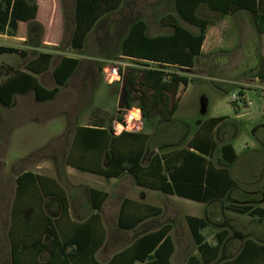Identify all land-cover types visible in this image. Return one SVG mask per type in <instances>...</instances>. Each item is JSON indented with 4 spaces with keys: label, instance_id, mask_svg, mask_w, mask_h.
Wrapping results in <instances>:
<instances>
[{
    "label": "trees",
    "instance_id": "trees-1",
    "mask_svg": "<svg viewBox=\"0 0 264 264\" xmlns=\"http://www.w3.org/2000/svg\"><path fill=\"white\" fill-rule=\"evenodd\" d=\"M127 1L133 0H74V29L69 48L82 54L89 34ZM170 1L172 13L162 16L159 22V27L169 33L150 37L146 22L138 19L128 25L120 39V57L143 67L142 70L131 69L132 74L123 80L125 110L134 108V93L144 120L143 131L115 135L113 118L105 121L97 117L92 124L78 125L64 165L106 180L129 176L141 189L205 206L217 203L238 215L264 219V209L232 202V195L239 186L231 176L230 167L235 164L237 155L231 144L218 147L214 140L216 129L227 123L226 118L204 121L185 146L171 150L149 153L150 136L146 132L154 123L171 122L178 109L179 100L175 101L178 89L189 82L185 77L159 68L193 69L195 60L202 55L208 29L237 13L247 14L256 34L264 37V0ZM201 9L214 14L215 18L202 17ZM37 11L35 0H0V35L14 38L19 23H25L30 34L35 32L30 47L39 48L43 28L36 22ZM17 53L22 59L27 56L26 52L0 46V57ZM52 60L53 55L40 52L25 62L23 70L7 68L5 79L0 82V105L11 107L16 96L27 94H32L39 103L54 100L77 71L79 60L61 57L51 74L55 87L46 89L37 77L50 69ZM254 78L264 83V59ZM239 96L244 95L239 92ZM232 105L236 108L235 103ZM122 121L118 119L119 124ZM217 152L220 165L215 166L212 159ZM107 197L105 192L89 189L90 214L83 222L75 223L69 218L66 194L56 180L31 172L18 176L8 232L12 264H101L95 255L106 238L101 214ZM52 198L60 205L57 219H52L56 214L48 205ZM161 214L159 207L125 198L119 205L116 226L120 231L131 232ZM185 223L197 252L186 264H264L263 244L244 239L235 256L222 261L221 253L230 236L228 230L215 233L211 245L201 234L210 227L209 220L186 216ZM171 230L166 224L143 233L104 264H172Z\"/></svg>",
    "mask_w": 264,
    "mask_h": 264
},
{
    "label": "rangeland",
    "instance_id": "rangeland-1",
    "mask_svg": "<svg viewBox=\"0 0 264 264\" xmlns=\"http://www.w3.org/2000/svg\"><path fill=\"white\" fill-rule=\"evenodd\" d=\"M46 2H39L42 8L39 21L42 22L48 21L43 15ZM167 13H172L170 0L124 2L117 13L107 17L90 33L84 51L77 54L81 61L78 70L65 87L60 89L54 100L39 103L29 94L16 96L11 107L0 105V188L3 185L7 187L8 182L1 176L8 164L9 168L13 167L14 173L33 171L53 178L68 195L77 200H86L84 189L76 187L79 185L107 193L102 212L106 244L98 255L99 262L108 260L133 242L134 233L120 231L116 226L119 205L125 198L161 208V216L147 223V232L166 224L172 227L175 264L185 263L187 257L195 253L185 223L186 216L209 220L210 227L201 232L206 239H211L221 230H228L232 236L228 243L229 250L235 251L247 238L264 245V219L238 215L224 210L223 206L217 203L206 207L192 201L140 189L129 176L119 180H106L76 171L71 175L65 173L64 158L78 125L92 124L97 117L105 121L113 118V130L114 122L118 123V119L124 117L126 105L123 81L106 85L102 82L101 72L107 62L120 60V39L128 25L141 19L146 22L149 35L166 34L169 31L161 29L159 22ZM199 14L207 19L215 18V15L206 9H201ZM233 24L234 20L230 23L222 22L207 33L202 55L195 60L193 69L159 68L167 73L185 77L189 82L186 87L180 85L178 89L175 97V101L179 100L178 109L171 122H157L146 130L150 136L149 153L183 147L193 136L198 125L212 118H226L227 123L216 129L214 140L218 147L226 143L231 144L237 155L235 164L230 167L231 176L239 186L232 195V202L264 209V84L254 78L259 64L250 58L241 59L240 55L244 50L238 47H212L215 38L222 41L228 40V37L232 38ZM190 30L193 31L192 28ZM28 31L27 25L22 24L15 38L0 35V46L27 53L25 59L20 58L18 53L0 57V82L5 79L4 72L7 68L23 70L26 61L32 59L35 53L43 52L53 55V60L50 69L38 80L45 88L52 89L55 87L51 75L54 66L61 57L76 54L69 49V33H59L56 29L43 32L40 47L32 48L30 44L35 32L30 34ZM235 35L240 42L242 39L252 40L255 37L250 27L248 30L246 26L243 27V32H237ZM256 38H259V35L256 34ZM52 44L57 46L48 47ZM127 64L130 69L125 77L132 74V67H138L132 61H127ZM239 92L243 93L246 103L250 105L245 107L243 101L238 100V107H233L231 96ZM132 97V105L139 109V102L134 93ZM134 117H137L136 113ZM31 150H35L34 153L24 160ZM19 159L23 161L17 164L16 160ZM212 162L215 166L220 165L218 152ZM82 210L81 216L85 218L90 214L89 204ZM6 215L7 210L0 203V264L6 259L3 251L7 241L4 234L2 235V222ZM237 236L242 239L237 240Z\"/></svg>",
    "mask_w": 264,
    "mask_h": 264
},
{
    "label": "crops",
    "instance_id": "crops-1",
    "mask_svg": "<svg viewBox=\"0 0 264 264\" xmlns=\"http://www.w3.org/2000/svg\"><path fill=\"white\" fill-rule=\"evenodd\" d=\"M35 1H36V5L38 7L37 16H36V22L42 26L43 32L47 33L49 31H52L53 29H56L59 33L68 32L69 33V37L68 38L70 39V35H71V33H72L73 29H74V22H73L74 0H42V1H47L44 4V7H43V15H45V18H47V20H48L47 22L39 21V16H40V13L42 12L41 11L42 8L40 7V3H39L40 0H35ZM233 20H234V24L231 26V29H232L231 30V33H232L231 36H232V38L228 37V40L222 41V40H218V39H216L214 37L215 39L213 40L214 42L212 44V47L214 49H217V48H227L228 49V48H232V47H238V48L244 50V51H242L243 53L240 55L241 59L250 58V59H253L255 62H257L258 64H260L261 60L264 59V37L259 36V38H256V32H255L254 26H253V24H252V22H251V20H250V18H249V16L247 14H245V13H237V14H235L232 17H225L219 23L215 24L214 26H211L208 29L207 33L211 29L216 28L220 23H222V22H224V23L229 22L230 23ZM244 22H245V24H243ZM22 24L26 25L25 23H19V27ZM244 26H246V28H248V30H249V27H250V31H251V33H253L255 35V37H253L252 40H250V39H247V40L246 39L245 40L242 39L241 42H240V40L238 41L237 38L235 37L236 36L235 34H237V32H240V31L243 32V27ZM207 33H206V38H205L204 44L202 46V52H203V47H204V45L206 43ZM147 34H148V28H147ZM148 36L155 37L157 35L151 36V35L148 34ZM258 41H259L260 44L258 43ZM56 46H57L56 44H52V46H48V47H56ZM71 51H73V50H71ZM73 53H76V54H75V56H71V58L78 59L79 60V65H80V63H81L80 57H79V55H77V54H80V53L75 52V51H73ZM64 57H66V56H64ZM67 57H70V56H67ZM58 62H57V64H58ZM78 68H79V66H78ZM51 74H52V71H51ZM39 77H37V80H38ZM38 82H39V80H38ZM27 95H29V94H27ZM23 96H26V95H23ZM80 126H86V125H80ZM34 151L35 150H31L24 160H27L28 157L30 156V154L34 153ZM21 161H23V160H21V159L16 160V163L18 164ZM9 167L10 166L7 164V167H5L6 170H5V172H2V176H1V178L3 180L8 182L7 183V187L5 185H3L0 188V193H1V201H0V203H2V207L4 209H6L7 213H8V215H6V218L4 219V222H2L3 225H4V230H2L3 231L2 235L4 234V237H5L6 241H7V246L5 248V251H3L4 252V256L6 257V259L4 260L3 264H12L11 258H10V246H9L8 232H9V228H10V224H11L10 212H11V209L13 207V203H14V199H15V193H16V179H17L18 176H20L21 174H23L25 172H31L33 174H37V173H34L33 171H22L20 173H14V172H12L13 167L12 168H9ZM64 167L66 169L65 170L66 175H71V173H74V171H75V170H73V169H71L69 167H66L65 165H64ZM38 175H41V174H38ZM110 180H115V179H110ZM60 187L64 190V192L66 194L68 207H69V218H70V220L72 222H75V223L83 222L88 217V215H87L84 218L83 216H81V213H83L82 209L83 208H87V206L89 204V201H88V191H89V189L86 186H80V185L76 186V187H78V189H84V192H85V195H86V200H85L86 202H85L83 200H77V198L68 195L66 190L61 185H60ZM90 189H94V188H90ZM95 190H98V189H95ZM99 191H101V190H99ZM214 204H216V203H214ZM48 205L51 206L52 211L55 212V214H56L57 210L59 209V206H60L59 202L57 201V199L52 198L49 201ZM212 205L206 206V207H211ZM102 212H103V209H102ZM52 219H57V214L52 216ZM116 219H117V217H116ZM101 221H102V224H103L102 214H101ZM149 221H151V220H149ZM149 221H146V222L142 223L134 231H131L132 233H134L133 241H134V239H136L137 237H139L143 233L147 232L148 228H147L146 225H147V223H149ZM103 227H104V225H103ZM170 236H171V233H170ZM213 236H212L211 239H206L205 238L206 242H208L209 244L213 245L214 244ZM236 238H237V240L242 239V238L239 239L238 236ZM231 239H232V236H229L228 240L230 241ZM172 241H173V239H172ZM229 241H227V243L225 244V247H224V249H223V251L221 253L222 261L233 258L235 256V254L237 253L238 249L241 246V243H240L235 251L229 250L228 249ZM105 244H106V238H105L103 246L101 247V249L95 255L96 261L98 263H101V264H104V263L108 262L115 255L114 254L108 260H106L104 262H99L98 261V255L103 250ZM173 245H174V251H173V254L171 256L170 261H171L172 264H175L173 262V258L175 256V243H174V241H173ZM196 254H197V252H196V249H195V253L193 255H190V256H195ZM190 256L187 257L185 263H183V264H186V262H187V260H188V258Z\"/></svg>",
    "mask_w": 264,
    "mask_h": 264
},
{
    "label": "built area",
    "instance_id": "built-area-1",
    "mask_svg": "<svg viewBox=\"0 0 264 264\" xmlns=\"http://www.w3.org/2000/svg\"><path fill=\"white\" fill-rule=\"evenodd\" d=\"M127 61L135 62L133 60L123 57H121L120 60L117 61L107 62V66L102 68V72H101L102 82L105 83L106 85H111L115 82H122L125 78L126 72L130 69L129 68L130 66L127 64ZM137 68L143 69V67L140 66H138ZM262 90L264 91V87L262 88ZM231 99H232V103L236 104V107H238L237 106L238 100L240 101L242 100L243 105L245 107L250 105V103H246L244 96H239V94L237 95L233 94L231 96ZM133 113H136L137 117H134ZM116 130H118V132H116ZM142 131H143L142 113L139 109L136 108H132L131 110L126 111L123 117V121L120 124L118 123L113 124V132L115 135H118L121 132L141 133Z\"/></svg>",
    "mask_w": 264,
    "mask_h": 264
},
{
    "label": "clouds",
    "instance_id": "clouds-1",
    "mask_svg": "<svg viewBox=\"0 0 264 264\" xmlns=\"http://www.w3.org/2000/svg\"><path fill=\"white\" fill-rule=\"evenodd\" d=\"M133 115H135V113H133Z\"/></svg>",
    "mask_w": 264,
    "mask_h": 264
},
{
    "label": "bare ground",
    "instance_id": "bare-ground-1",
    "mask_svg": "<svg viewBox=\"0 0 264 264\" xmlns=\"http://www.w3.org/2000/svg\"><path fill=\"white\" fill-rule=\"evenodd\" d=\"M134 116V115H133Z\"/></svg>",
    "mask_w": 264,
    "mask_h": 264
}]
</instances>
